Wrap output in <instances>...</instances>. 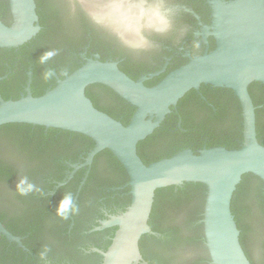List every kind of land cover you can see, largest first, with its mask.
<instances>
[{"label": "water", "instance_id": "obj_1", "mask_svg": "<svg viewBox=\"0 0 264 264\" xmlns=\"http://www.w3.org/2000/svg\"><path fill=\"white\" fill-rule=\"evenodd\" d=\"M85 2L89 9L96 3ZM8 6L11 23L6 25L0 20V48L7 49L19 47L39 31L34 0H8ZM102 22L115 27L106 20ZM164 26L165 21L154 28ZM205 31L213 37L214 48L191 57L151 87L144 85L145 79L132 80L115 63L89 59L62 79L54 75L55 86L40 96L31 95L30 78L27 93L19 99L4 100L0 95V127L29 124L79 133L94 142L84 163L73 165V171L90 166L103 150H108L123 167L130 204L123 213L96 228H117L107 250L100 252L102 264H148L143 261L139 241L143 235H156L148 225L155 191L183 183H199L206 188L202 218L194 224L202 225L204 245L185 240L193 236V226L187 227L184 212L179 214L169 224L181 234L171 254L173 264H250L239 242L231 199L244 174L264 183V146L257 140V107L248 91L254 82L264 84V0H213L211 23ZM95 84L110 89L135 108L126 126L96 109L86 97L85 89ZM202 84L228 89L236 97L242 119L240 147L203 148L196 154L183 149L145 165L137 155V144L159 127L170 108L187 92L198 91ZM18 168L14 182L0 184L3 192L13 191L19 183L23 170ZM0 235L24 249L20 239L1 222ZM262 247L260 241L256 242V250L249 244L255 263Z\"/></svg>", "mask_w": 264, "mask_h": 264}, {"label": "flooded vegetation", "instance_id": "obj_2", "mask_svg": "<svg viewBox=\"0 0 264 264\" xmlns=\"http://www.w3.org/2000/svg\"><path fill=\"white\" fill-rule=\"evenodd\" d=\"M212 1L129 0V6L141 10L144 16L156 12L165 21L162 29L144 27L141 33L143 46H137L117 32L115 27L89 15L90 9L85 0H34L39 26L36 34L38 40L55 49V55L49 60L51 64L47 63L39 71V79L47 71L56 81V77L60 79L68 74L72 66L93 59L115 63L129 78L135 81L145 79L144 85L151 87L170 71L186 64L191 57L214 48L213 37L209 31H205L212 19ZM5 67L6 74L0 76V81L10 72L9 66ZM30 68L20 96L27 93L29 78L31 86ZM48 87L46 85L45 89ZM250 92L256 109L260 110L264 119V84L260 83L252 89L249 86ZM30 93L32 95L31 89ZM90 94L97 98L104 113L110 115V109H113L119 122L132 107L115 93L110 97L92 88ZM236 103L238 101L233 93L230 94V90L202 84L193 97L183 101L180 106L170 108L165 116L168 117V131L170 134L179 132L177 136L180 138L191 137L198 131V126L208 127L216 119L226 123L236 122ZM183 124L186 128L182 127ZM202 139L201 149L206 148L207 140ZM237 144L240 142L237 141ZM185 149L192 151L191 147ZM88 152L81 141L69 137L62 146L59 164L52 162L49 157L45 160V173L36 178L46 187L41 199L36 202L41 208L33 215H9L3 221L0 220L9 233L20 239L24 247L22 249L0 235V239L3 236L6 242L5 250L0 252V264H102L100 252L107 250L117 228H96L111 216L123 213L119 206L121 198L129 195V190L126 191L128 181L106 182L102 158L97 157L99 153L94 156L90 166L73 171L72 166L83 164ZM59 175L63 181L56 179ZM59 183L64 185L57 186ZM66 197H71L72 203L66 216H61L58 209ZM251 214L253 230L247 231V234L250 247L256 250V242L260 241L264 245V194L260 208L253 207ZM9 224L12 228L17 225V228L25 230L24 233L11 232L7 228ZM245 224L251 225L248 219ZM249 256L250 263H255L250 252ZM263 261L264 253L261 252L256 264H262Z\"/></svg>", "mask_w": 264, "mask_h": 264}, {"label": "trees", "instance_id": "obj_3", "mask_svg": "<svg viewBox=\"0 0 264 264\" xmlns=\"http://www.w3.org/2000/svg\"><path fill=\"white\" fill-rule=\"evenodd\" d=\"M0 20L6 25L11 23L7 0H0ZM49 52L55 53L54 47L40 42L37 35L17 48H0V76L6 74L5 65H8L10 70L7 77L0 81L1 97L4 100H17L21 97L20 93L24 90L29 67H31L30 71L32 72L30 89L33 97L40 96L46 90L55 86L56 81L52 75L46 78L45 74L47 71H44V76L39 79V71L43 70L44 65H47V63L51 64L50 58L43 63L41 62L42 58ZM80 66H72L68 74ZM259 84L257 82L252 83L250 89ZM46 85H49L47 89H45ZM92 88L97 89L100 94L106 96L113 97L114 95L102 85H90L85 89L86 97L96 109L102 111L97 98L90 94ZM194 92V90L187 92L178 101L177 106L193 97ZM231 93L232 91H230ZM249 94L252 97L251 92ZM253 103L255 105V102ZM236 106L237 108L234 111L236 122L233 120L232 123H226L223 120L216 119L212 124L209 123L208 127L205 125L198 126V131L194 132V136L191 137L180 138L177 136L179 132L170 134L166 125L168 117H166L158 128L137 144V155L145 165H148L161 159L169 158L187 147H191L196 154L195 150L201 149L202 138L207 139L206 148L224 146L228 150L237 149L242 143V119L238 103H236ZM134 110L135 108L131 107L128 114L120 120L124 126L128 124ZM109 116L119 121V117L113 109H110ZM255 116L257 140L264 146V119L259 109L255 110ZM182 127L186 128L184 124ZM206 132H208L207 135ZM69 137L81 141L87 152L94 146V142L90 138L79 133L60 129H46L29 124H7L0 127V184L14 182L19 174L18 166L22 167L23 170V176H21L13 191L3 192L0 186V208L2 209L0 211V220L3 221V218L9 215L23 216L37 213L41 206L37 205L36 202L41 199L40 196L45 192L46 187L36 178L45 173V160L48 157L52 162L59 164L62 146ZM237 141L240 142L239 145ZM97 157L102 158L103 177L105 175L106 182L128 181L123 167L108 150L101 151ZM11 163L17 167L10 165ZM61 169L62 166L59 167V170ZM56 179L63 181L61 175ZM21 181L31 184L33 186L32 190L21 193L18 188ZM263 188L264 183L258 178L251 174H244L236 186L231 199V212L240 232L239 242L249 262L251 260L247 231L253 230L251 213L253 207L260 208L264 194ZM128 190L129 187L126 191ZM205 194V186L199 183H183L180 186H170L155 191L148 225L157 236L146 234L139 241V250L145 261L149 264H173L171 254L179 240L181 241V234L180 230L169 224L170 220L183 212L186 215L187 227L193 226V236L185 240L189 242L200 241L204 245L202 225L201 223L199 225L196 224V226L194 224L202 218ZM129 204L130 195L123 196L119 206L121 212H124ZM247 219L251 224L249 226L245 224ZM14 227L12 228L10 224L7 225V228L13 233L19 234L25 231L17 228V225ZM5 243V238L1 236L0 252L5 250ZM262 252L264 253V245ZM252 264L256 263L252 262Z\"/></svg>", "mask_w": 264, "mask_h": 264}, {"label": "clouds", "instance_id": "obj_4", "mask_svg": "<svg viewBox=\"0 0 264 264\" xmlns=\"http://www.w3.org/2000/svg\"><path fill=\"white\" fill-rule=\"evenodd\" d=\"M89 15L98 21H108V23L115 26L117 32L123 34L130 43L137 46H143L141 33L144 27L160 28L164 23L163 18L158 13L154 12L144 16L141 10L130 7L129 0H102V2L91 6ZM53 55H55L54 52L47 53L41 62L43 63ZM45 75L48 78L51 74L46 73ZM32 187L26 181H21L20 185H18L21 193L31 191ZM71 203V197H66L58 209V214L66 216ZM43 256L44 253L41 254V258Z\"/></svg>", "mask_w": 264, "mask_h": 264}]
</instances>
